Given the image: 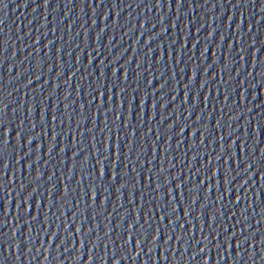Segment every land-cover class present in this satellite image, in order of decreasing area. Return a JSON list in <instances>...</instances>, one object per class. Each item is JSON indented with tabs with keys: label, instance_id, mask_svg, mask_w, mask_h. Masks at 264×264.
<instances>
[{
	"label": "water",
	"instance_id": "obj_1",
	"mask_svg": "<svg viewBox=\"0 0 264 264\" xmlns=\"http://www.w3.org/2000/svg\"><path fill=\"white\" fill-rule=\"evenodd\" d=\"M0 264H264V0H0Z\"/></svg>",
	"mask_w": 264,
	"mask_h": 264
},
{
	"label": "snow or ice",
	"instance_id": "obj_2",
	"mask_svg": "<svg viewBox=\"0 0 264 264\" xmlns=\"http://www.w3.org/2000/svg\"><path fill=\"white\" fill-rule=\"evenodd\" d=\"M215 174H216V173H215V172H213V175H214V176H215Z\"/></svg>",
	"mask_w": 264,
	"mask_h": 264
}]
</instances>
